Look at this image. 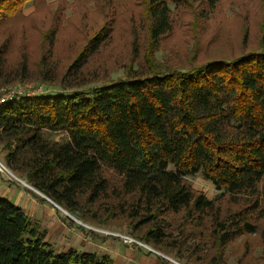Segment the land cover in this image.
<instances>
[{
	"label": "trees",
	"instance_id": "1",
	"mask_svg": "<svg viewBox=\"0 0 264 264\" xmlns=\"http://www.w3.org/2000/svg\"><path fill=\"white\" fill-rule=\"evenodd\" d=\"M33 1L0 0V23ZM171 1H142L152 46L172 32ZM220 1L201 0V12L212 13ZM102 29L69 65L65 77L73 84H83L86 61L109 38ZM8 48L7 40L0 42V89L26 73V66L19 73L8 69ZM150 61L143 73L128 68L124 77L85 91L19 96L0 105L6 167L84 224L105 225L122 215L132 237L177 263L191 262L210 238L217 246L210 263L221 264L230 242L257 234L263 253L252 258L245 241L238 264H259L264 260V47L188 69ZM54 77L45 72L41 80L50 83ZM56 133L60 140L51 138ZM195 175L212 182L217 197L194 190L188 178ZM61 220L86 233L68 217ZM89 233L101 242L118 241ZM44 237L20 206L0 198V264H113L107 254L75 247L56 253Z\"/></svg>",
	"mask_w": 264,
	"mask_h": 264
},
{
	"label": "rangeland",
	"instance_id": "2",
	"mask_svg": "<svg viewBox=\"0 0 264 264\" xmlns=\"http://www.w3.org/2000/svg\"><path fill=\"white\" fill-rule=\"evenodd\" d=\"M142 1L35 0L27 3L19 15L0 23V42L7 40L9 43L8 69L18 70L19 73L22 66H26L23 79L13 80L21 74L10 76L8 80L13 81L0 92L19 87L38 89L39 94L85 91L124 77L128 68L143 73L151 59L169 70L188 69L217 58L230 60L249 51L258 52L264 47V0H221L216 9L208 14L201 12L205 8V5H199L201 0L187 3L180 0L178 5L173 0L170 3L172 32L161 38L158 47L152 46L147 36ZM101 27L109 38L102 43L98 53L86 61L81 72L82 78H85L83 84H73L71 78L65 77L67 69ZM51 36L54 42L52 52L48 54L47 45ZM45 72H50V76L55 74L50 83L41 80ZM51 138L61 139L58 133ZM1 147L0 162L7 170L0 167V197L10 187L4 198L25 208L24 212L31 216L41 231H45L44 240L56 253L75 247L102 256L114 243L123 247L132 246V240L136 239L130 235L128 221L120 214L109 217L105 225L82 222L103 237L113 234L118 241L109 239L112 241L101 242L91 233L87 234L90 228H86L85 233L79 227L71 228L62 222L61 218L67 217L63 211L47 200H40L37 197L40 195L30 184L6 167L5 152ZM188 179L192 188L206 198L214 199L219 194L212 182L199 175ZM20 190H25L26 195L21 196ZM102 216L97 215V218ZM245 241L250 243L252 258L263 253L259 235L239 237L223 250L221 264H238ZM198 249L191 262L181 261L178 264H211L217 253V246L212 240L208 238ZM167 257L174 260L171 256ZM259 264H264V260Z\"/></svg>",
	"mask_w": 264,
	"mask_h": 264
},
{
	"label": "crops",
	"instance_id": "3",
	"mask_svg": "<svg viewBox=\"0 0 264 264\" xmlns=\"http://www.w3.org/2000/svg\"><path fill=\"white\" fill-rule=\"evenodd\" d=\"M0 176H1V174H0ZM10 190H11L10 187H8L5 195L8 194V192H10ZM19 193L21 196L26 195L25 190L24 191L20 190ZM5 195L3 197H0V198H4ZM30 199H32V198L30 197ZM34 203L36 204L37 202L34 200ZM16 204H18V203H16ZM20 206L25 211V208L22 205H20ZM109 239L110 238H106L105 241H108ZM109 241H112V240H109ZM109 249L110 250L105 252L104 254H107L108 256H110L111 260L113 261V264H171V263L175 264V263L171 262L170 260H168L167 258L166 259L170 263H165L161 259H159L158 256H160V255L155 254L154 252L147 254V253L143 252L142 250H140L135 245L123 247L120 243L119 244L114 243L112 246H110Z\"/></svg>",
	"mask_w": 264,
	"mask_h": 264
},
{
	"label": "built area",
	"instance_id": "4",
	"mask_svg": "<svg viewBox=\"0 0 264 264\" xmlns=\"http://www.w3.org/2000/svg\"><path fill=\"white\" fill-rule=\"evenodd\" d=\"M39 93H40V91L38 89L37 90L36 89L35 90H28L26 88L23 89L20 87L19 88H10V90L0 92V105H3V104L10 102V100H12L15 97L37 96V95H40ZM0 167L3 168L4 170H6L1 162H0ZM129 240H131V239H129Z\"/></svg>",
	"mask_w": 264,
	"mask_h": 264
},
{
	"label": "water",
	"instance_id": "5",
	"mask_svg": "<svg viewBox=\"0 0 264 264\" xmlns=\"http://www.w3.org/2000/svg\"><path fill=\"white\" fill-rule=\"evenodd\" d=\"M33 190H35L34 188H32ZM42 198H45L47 201H49L52 205H54L55 207H57V208H59L61 211H63L65 214H66V216L69 218V219H71L72 221H75L77 224H79L80 226H82V227H85V228H90V229H92V230H94L93 228H91V227H87L86 225H84L82 222H80L79 220H77V217H75L74 215L72 216L70 213H68V212H65V210L63 209V208H61L59 205H56L53 201H51L49 198H47L46 196H44V195H42V194H40L37 190H35ZM110 234V233H109ZM111 235H113V234H111ZM117 236V235H116ZM134 242H136V243H138L139 245H141V246H143L144 248H146L148 251L150 250V251H152V252H154L155 254H158V255H160L161 257H165V258H167L168 260H170L171 262H173V263H175V264H178L177 262H175L174 260H172L171 258H169V257H167L166 255H162V254H159L158 252H156L155 250H153L152 248H150V247H147L146 245H144V244H142V243H140L139 241H137V240H133V243Z\"/></svg>",
	"mask_w": 264,
	"mask_h": 264
},
{
	"label": "bare ground",
	"instance_id": "6",
	"mask_svg": "<svg viewBox=\"0 0 264 264\" xmlns=\"http://www.w3.org/2000/svg\"><path fill=\"white\" fill-rule=\"evenodd\" d=\"M7 170V169H6ZM11 175H12V173H11ZM24 185V184H23Z\"/></svg>",
	"mask_w": 264,
	"mask_h": 264
}]
</instances>
